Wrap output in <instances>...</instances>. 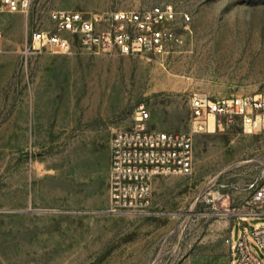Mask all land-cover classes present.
Returning a JSON list of instances; mask_svg holds the SVG:
<instances>
[{
	"label": "rangeland",
	"instance_id": "374dc122",
	"mask_svg": "<svg viewBox=\"0 0 264 264\" xmlns=\"http://www.w3.org/2000/svg\"><path fill=\"white\" fill-rule=\"evenodd\" d=\"M169 2L183 43L163 55L30 49L53 11ZM0 33V264H231L230 233L264 222L240 220L264 181V130L198 135L192 174L158 177L148 215L109 213L110 143L139 105L151 129L186 132L194 94L264 96V0H31L0 13Z\"/></svg>",
	"mask_w": 264,
	"mask_h": 264
},
{
	"label": "built area",
	"instance_id": "2783aa9c",
	"mask_svg": "<svg viewBox=\"0 0 264 264\" xmlns=\"http://www.w3.org/2000/svg\"><path fill=\"white\" fill-rule=\"evenodd\" d=\"M31 0H0V13H27ZM182 22L191 18L182 14ZM54 30L36 31L30 49L70 53L75 42L86 52L117 50L123 55H163L171 44H182L177 32L167 26L177 20L172 3L142 12L85 13L57 10L50 14ZM2 34L0 33V44ZM191 121L186 132L156 131L150 128L151 113L139 105L134 125L116 130L111 138L109 208L111 214H150L153 184L158 177L192 174L196 137L238 125L245 134L264 130V96L235 95L215 99L194 94L190 101ZM213 121V123H212ZM228 199H224L226 202ZM254 209L249 217L264 216V181L254 187ZM231 264H264V222L249 233L243 231L237 243L227 239ZM253 245L257 248H253ZM239 255L238 262L233 255Z\"/></svg>",
	"mask_w": 264,
	"mask_h": 264
},
{
	"label": "bare ground",
	"instance_id": "6f19581e",
	"mask_svg": "<svg viewBox=\"0 0 264 264\" xmlns=\"http://www.w3.org/2000/svg\"><path fill=\"white\" fill-rule=\"evenodd\" d=\"M212 123H213V121H212ZM242 219H245V215H244V216H242Z\"/></svg>",
	"mask_w": 264,
	"mask_h": 264
},
{
	"label": "crops",
	"instance_id": "0c3cea01",
	"mask_svg": "<svg viewBox=\"0 0 264 264\" xmlns=\"http://www.w3.org/2000/svg\"><path fill=\"white\" fill-rule=\"evenodd\" d=\"M230 235H231V233H230Z\"/></svg>",
	"mask_w": 264,
	"mask_h": 264
}]
</instances>
